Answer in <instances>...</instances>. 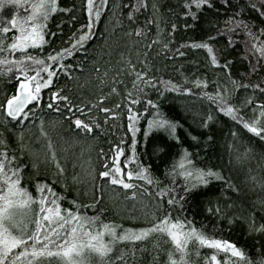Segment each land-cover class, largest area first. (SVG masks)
<instances>
[{"label": "trees", "instance_id": "1", "mask_svg": "<svg viewBox=\"0 0 264 264\" xmlns=\"http://www.w3.org/2000/svg\"><path fill=\"white\" fill-rule=\"evenodd\" d=\"M136 3L137 0H108L101 8L100 20L94 23L90 39L63 61L70 67H57L58 78H54L52 86L42 89V106L24 127L15 122L6 125V117L0 112V140L6 142L0 145V152L6 151L9 158L15 157L12 167L23 169L21 186L33 197H38V183L47 184L63 197L59 201L63 209L75 211L71 203L75 201L81 205L80 213L98 217V224L116 225L118 232L139 230L156 222L152 213L159 219L171 213L173 220L184 221L187 227H195L209 238L230 242L253 260L264 259V232L254 230L264 224V140L224 116L207 98L216 96L219 91L245 121L258 117L257 105H264L261 91L264 89V59L251 46L264 43L261 35L264 20L250 5L260 8V0H212V8L204 6L200 10L191 0H146L147 8L134 13V21H130L128 13ZM96 4L99 6L100 0H96ZM58 7L70 11L57 12L49 18L45 29L47 42L42 50H28L29 54L46 62L49 53L70 47L73 35L78 37L87 31L84 27L88 23L87 0H58ZM17 13L27 14L23 8L5 5L0 10V26ZM192 13L196 19L192 18ZM237 21L250 25L253 35L249 36L242 27L237 28ZM137 30L144 34L137 36ZM14 34L11 30L5 43H11ZM200 43H207L218 63L227 67H213L206 49L189 47ZM5 55L8 53H0V58ZM9 58L19 59L21 54ZM64 71L69 75H64ZM136 73L143 75L144 81H137V86L133 87ZM46 75L42 73L45 78ZM147 81L150 84H146ZM197 81L201 82L199 87ZM244 84L249 87H239ZM172 85H176L178 91H168ZM18 86L19 81L14 76L11 80L0 76V104H4ZM113 88L117 89L116 93L112 92ZM55 91L67 96L68 102L57 100L53 108H48L51 93ZM132 100L139 103H131ZM149 100L158 109L151 108ZM77 107L84 110V115ZM129 108L140 116L137 124L140 131L136 134L137 162L147 168L159 184L133 180L131 183L138 187L126 191L101 180L99 173L106 170V163L112 165L116 148L124 150L120 157L122 171L137 170L136 162L123 167L132 156ZM157 110L163 118L178 125L179 142L157 129L145 138L148 120ZM209 115L213 116L211 121L207 119ZM77 117L90 124L94 131L86 134L76 129L71 121ZM41 120L46 136L40 134ZM205 122L207 127H204ZM21 133L22 140L19 139ZM184 150L189 153L194 167L211 169L222 179L213 178L207 187L200 186L186 194L184 179L169 174ZM57 162L64 169L62 175ZM164 188L173 189L170 194L175 195L179 203L170 207L168 196L161 201L156 192ZM133 192L135 200L128 198ZM181 196L185 198L180 200ZM89 205L94 207H85ZM33 208L38 210V205ZM171 247L166 236L153 234L136 243L135 260L130 251L132 245L128 243L117 244L116 254L120 250L128 252V264H166V253ZM196 247L200 255L197 258L193 252L194 264L197 260L198 264H205V258L212 254H216L219 261L228 258L215 249ZM141 248L145 251H140Z\"/></svg>", "mask_w": 264, "mask_h": 264}, {"label": "snow or ice", "instance_id": "2", "mask_svg": "<svg viewBox=\"0 0 264 264\" xmlns=\"http://www.w3.org/2000/svg\"><path fill=\"white\" fill-rule=\"evenodd\" d=\"M107 3L108 0H100V5L97 6L96 0H87L88 23L84 26L87 31L82 32L78 37L73 35L70 38L72 41L70 47L63 48L55 54L49 53L46 62L44 59H38L29 54L28 50H42L47 42L45 29L49 18L57 12H67L70 9L58 7V0H0V10L8 5L17 9L23 8L27 13L23 16L17 13L10 20L4 21V26H0V53H8V55L0 58V76H7L9 80L14 76L19 81L16 92L8 97L4 104H0V112L6 117L4 121L6 125L15 122L18 126L24 127L30 116H34L36 110L42 106V89L52 86L54 78H58L57 67L59 69L70 67V65H65L63 61L72 56L74 51H79L84 47L86 41L90 39L94 23L101 18V8ZM191 3L197 10L204 6L208 8L214 6L212 0H191ZM260 3L262 6L260 8H257L255 4L250 5V7L260 12L261 19L264 20V0H260ZM185 6L190 7V5ZM142 8H147L146 0H137V3L132 6V11L128 13V20L134 21V13L139 12ZM153 9H156L155 4ZM192 18L196 19L194 13H192ZM226 23H232V21ZM236 27H242L249 36L253 35L250 25L246 23L237 21ZM173 28L175 29V25ZM11 30H14L16 34L13 35L11 43H5L7 34ZM135 34L140 36L144 33L137 30ZM261 35L264 36V29L261 30ZM229 42L231 43V41ZM153 43H158V41H153ZM189 47L206 49L213 67H227V65L222 66L218 63L213 49L207 43L192 44ZM251 47L261 59H264V43H253ZM16 53H20L21 58H9ZM42 73L47 74L46 78L42 76ZM63 74L69 75L67 71H64ZM137 81H144V77L140 73H136V81H133V87L137 86ZM145 83L150 84V81ZM200 83L197 81L196 85L199 87ZM232 83L235 85L236 81H232ZM239 87L248 88L249 85L244 84L239 85ZM167 90L178 91L176 85H172ZM261 91L264 92V89ZM112 92L116 93L117 89L113 88ZM128 95L131 96L132 93L129 92ZM207 98L216 105L224 116L242 125L252 136L264 140V105H257V108L260 109L258 117L248 122L238 116V110L230 106L219 91L216 96L208 95ZM51 100L52 102L47 105L48 108H53L57 100L67 103L68 97L61 96L59 91H55L51 93ZM131 103H139V100H132ZM147 103L151 108L158 109V106L152 101L149 100ZM248 103H251V100ZM56 110L59 111V108L57 107ZM68 110L71 112L72 108L69 107ZM76 110L84 115L82 108L77 107ZM101 110L109 111V109ZM139 119V114L129 108L128 131L132 134V156L124 162L123 167L128 168L131 163L136 162L137 170L129 169L127 173L122 171L120 157L124 155V150L116 148L112 157V165L109 166L106 163L104 165L106 170L99 173L101 180L119 186L126 191L138 187V185L131 183L133 180H142L148 185L159 184V181L153 180L148 169L137 162L136 134L140 131L137 127ZM207 119L211 121L213 116L209 115ZM71 122L76 129L82 130L86 134L94 131L90 124L79 117ZM204 127H207V122H205ZM177 128V124L163 118L157 110L153 118L148 120V127L144 136L147 139L153 129L163 130L171 139H176L179 142L176 136ZM40 134L41 136L47 135L44 131L43 120L40 122ZM235 135L236 133L233 132V136ZM19 139H23L22 133ZM193 139L196 138L193 137ZM0 145H6V142L0 140ZM49 150H51V144H49ZM14 160L15 157L9 158L6 151L0 152V264H128L126 259L128 252L120 250L117 255L116 245L131 244L130 251L133 260H135L136 243L147 240L153 234L166 236L167 240L171 242V250L166 253V264H194L191 259L193 252L197 258L200 255L197 245L200 248L223 252L228 257L219 261L217 255L212 254L210 258H205V264H264V259L253 260L243 250L230 242L209 238L195 227H187L184 221L173 220L171 213L162 219L157 218L152 213L151 217L156 222L150 227L139 230L123 229L118 232L116 225L102 222L98 224V217L82 215L79 211L81 205L76 204L75 201L71 202L76 209L75 211L63 209L59 203L63 197L55 193L47 184L38 183L36 185L38 197H33L27 189L21 186L23 169L12 167ZM52 160H56L54 152L52 153ZM56 167L62 175L64 169L58 162ZM169 174L184 179L186 194L200 186L207 187L213 178L222 179L218 172L194 167L186 150L179 160L173 163L172 171ZM55 182L54 180L53 183ZM172 192H174L173 189L164 188L157 190L156 195L161 201L165 196H168L167 204L171 207L179 203L175 195L170 194ZM128 198L135 200V192ZM184 198L181 196L180 200ZM34 205H38V210H34ZM85 207H94V205ZM146 215L148 214L146 213ZM254 230L264 232V224L258 229L254 228ZM140 251L143 252L145 249L141 248ZM157 259L158 257H154V260ZM195 264H198V260Z\"/></svg>", "mask_w": 264, "mask_h": 264}]
</instances>
